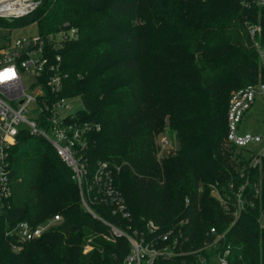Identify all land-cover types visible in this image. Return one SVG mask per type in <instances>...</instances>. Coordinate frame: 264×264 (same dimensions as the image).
<instances>
[{"label": "trees", "instance_id": "1", "mask_svg": "<svg viewBox=\"0 0 264 264\" xmlns=\"http://www.w3.org/2000/svg\"><path fill=\"white\" fill-rule=\"evenodd\" d=\"M31 24L45 41L64 26L76 30L53 50L68 74L60 95L78 96L77 120L99 124L80 162L89 172L98 162L113 169L130 217L105 204L91 208L127 233L148 220L161 232L182 221L185 250L201 247L212 227L227 230L229 264H264V154L256 164L244 156L229 161L221 146L230 93L264 77L246 29L260 25L256 38L264 42V8L242 0H40L24 17L0 18L9 31ZM165 125L178 145L158 160L155 140ZM16 138L8 157L10 208L0 214V264H123L128 241L105 238L107 226L83 208L73 172L51 144L25 128ZM54 215L59 222L42 236L12 249L5 232L13 225ZM90 236L93 248L84 254ZM210 254L153 264H203L202 255L209 264Z\"/></svg>", "mask_w": 264, "mask_h": 264}, {"label": "built area", "instance_id": "2", "mask_svg": "<svg viewBox=\"0 0 264 264\" xmlns=\"http://www.w3.org/2000/svg\"><path fill=\"white\" fill-rule=\"evenodd\" d=\"M246 6L264 8V0H242ZM40 0H0V17L8 20L24 17L33 12ZM246 29L256 49L259 59L264 63V42L256 36L261 33L260 25L246 24ZM75 28L64 26L52 33L45 41L37 32L14 39L6 38L0 42V214L10 208L12 187L8 171V157L11 147L16 143L21 128L31 134L43 137L51 144L58 157L71 168L80 193L83 208L107 226L105 238L115 241L124 237L129 243V253L123 264H153L157 259L170 260L176 256L207 250L209 264H229V246L225 234L210 228L209 238L197 250L183 249L182 242L188 239L182 230L183 222L160 231L159 225L148 220L143 229L125 232L116 225L100 218L91 208L92 204H105L113 214L130 217L124 198L114 182V171L106 162H98L93 171H87L80 162L79 153L86 147L87 136L99 129V124L79 121L67 103L68 98L60 95L68 74L63 69L59 52L62 43L75 36ZM257 99L264 101V82L247 85L230 93L226 113L225 141L242 149L261 145L259 152L264 154V133H252L239 129L244 114ZM166 143V140L163 141ZM260 160V159H259ZM255 160L252 164H256ZM118 170V168H115ZM236 211L242 206L241 192L236 195ZM60 219L59 215L35 226L28 221H18L6 235L13 236L15 244L39 238ZM233 223V222H232ZM231 223V225H232ZM91 249L85 244L84 252ZM206 256H199L206 263Z\"/></svg>", "mask_w": 264, "mask_h": 264}, {"label": "rangeland", "instance_id": "3", "mask_svg": "<svg viewBox=\"0 0 264 264\" xmlns=\"http://www.w3.org/2000/svg\"><path fill=\"white\" fill-rule=\"evenodd\" d=\"M0 18L7 19L5 17H0ZM36 32H37L36 26L34 24L15 28L11 31L0 27V42H2L6 38L14 39L19 36L23 37V36L35 34ZM258 60H259V66H261V69L264 70V63H262L259 57H258ZM256 82L257 83L264 82V77L261 78L260 73L258 76V80H256ZM67 103L71 107L69 109V112H76L80 110L81 108H83L82 101L78 96H73V97L68 98ZM169 128L170 127L168 125H165V127H163L161 131H159L156 135L155 143L157 147L158 160L161 159L164 153H167V154L171 153L177 148L178 140L175 135L176 133H171ZM239 129L241 131H248V132L258 133V134L264 133V101H260V99L256 100L253 106L244 114ZM164 140H166V143L163 142ZM221 146L223 149L226 150L225 155L229 159V161H232L234 159H238V160L242 159L243 156L246 158V160L248 159L249 163H253L255 162V160L260 159V156L258 154L260 150L262 149L261 145L251 146L248 149H243L242 152L239 148H236L234 147V145H231L229 143L227 144L224 141L221 143ZM210 187L213 189L215 188V185H212ZM212 189L210 190V194L212 195V197H217L218 196L217 190H214V189L212 190ZM98 216L102 218V216L100 215ZM59 220L57 221V223L59 222ZM91 241H92V237L91 236L87 237L86 241L82 245V253L86 254L92 250L93 246H92ZM87 243L91 245V249L87 252H84L83 249L85 247V244ZM15 246L17 247V250H15L16 252L20 251L23 247L19 243L15 244Z\"/></svg>", "mask_w": 264, "mask_h": 264}]
</instances>
